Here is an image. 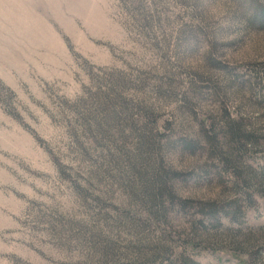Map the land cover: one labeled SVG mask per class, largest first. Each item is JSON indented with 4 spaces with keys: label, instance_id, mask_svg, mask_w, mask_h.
I'll use <instances>...</instances> for the list:
<instances>
[{
    "label": "rangeland",
    "instance_id": "obj_1",
    "mask_svg": "<svg viewBox=\"0 0 264 264\" xmlns=\"http://www.w3.org/2000/svg\"><path fill=\"white\" fill-rule=\"evenodd\" d=\"M0 264H264V0H0Z\"/></svg>",
    "mask_w": 264,
    "mask_h": 264
},
{
    "label": "trees",
    "instance_id": "obj_2",
    "mask_svg": "<svg viewBox=\"0 0 264 264\" xmlns=\"http://www.w3.org/2000/svg\"><path fill=\"white\" fill-rule=\"evenodd\" d=\"M141 163H147L146 159H142ZM142 164V165H143ZM160 164L157 163L155 169L152 172V176L150 177V183L147 187L148 190H146L150 195L151 203H157L160 204V200L164 197V195L171 197L169 193V187H168V176L167 174H164L163 171L160 170ZM150 185L152 186V189H149Z\"/></svg>",
    "mask_w": 264,
    "mask_h": 264
}]
</instances>
